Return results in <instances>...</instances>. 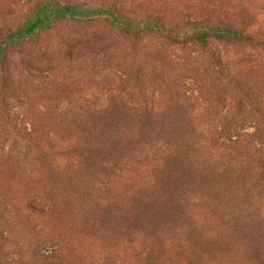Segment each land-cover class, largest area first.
Returning <instances> with one entry per match:
<instances>
[{"label":"rangeland","instance_id":"1","mask_svg":"<svg viewBox=\"0 0 264 264\" xmlns=\"http://www.w3.org/2000/svg\"><path fill=\"white\" fill-rule=\"evenodd\" d=\"M38 0H0V44ZM264 42V0H59ZM104 19L0 64V264H264V46Z\"/></svg>","mask_w":264,"mask_h":264},{"label":"trees","instance_id":"2","mask_svg":"<svg viewBox=\"0 0 264 264\" xmlns=\"http://www.w3.org/2000/svg\"><path fill=\"white\" fill-rule=\"evenodd\" d=\"M96 19L106 20L113 29L123 33L155 32L163 39L177 42L181 46L208 50L213 55L212 68L226 80L231 79L232 73L221 57L212 51L213 43L252 49L264 46V42L259 43L252 34L242 32L231 25L194 23L191 25L192 35H181L166 30L155 16H146L144 21L136 23L114 7L90 8L81 4H63L59 0H38L27 21L16 31L10 32L0 44V64L4 63L6 55L12 50L21 49L38 41L65 23H87Z\"/></svg>","mask_w":264,"mask_h":264}]
</instances>
